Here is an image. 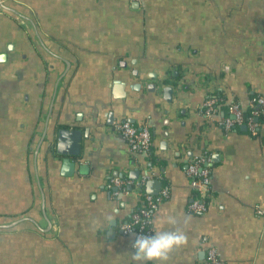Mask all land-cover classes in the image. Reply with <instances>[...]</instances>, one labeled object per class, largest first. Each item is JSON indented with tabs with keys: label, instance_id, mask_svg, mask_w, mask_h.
Wrapping results in <instances>:
<instances>
[{
	"label": "crops",
	"instance_id": "0c3cea01",
	"mask_svg": "<svg viewBox=\"0 0 264 264\" xmlns=\"http://www.w3.org/2000/svg\"><path fill=\"white\" fill-rule=\"evenodd\" d=\"M253 94L264 97V0H0V264H160L133 261L119 229L140 196L106 187L145 173L168 186L153 230L186 236L164 264H206L208 247L219 264H264V104L256 135L219 124ZM122 119L149 128V154L128 149ZM62 126L81 132L70 175ZM204 154L195 213L185 168Z\"/></svg>",
	"mask_w": 264,
	"mask_h": 264
},
{
	"label": "built area",
	"instance_id": "2783aa9c",
	"mask_svg": "<svg viewBox=\"0 0 264 264\" xmlns=\"http://www.w3.org/2000/svg\"><path fill=\"white\" fill-rule=\"evenodd\" d=\"M250 100V107L253 106V108L247 118L243 117V109L238 103H230L227 106V115L219 122L224 130H230L237 125L244 124L251 135L257 134L259 127V122L257 121V106L260 107L264 104V97L259 94H254ZM217 104L216 97L208 96L204 100L201 108L202 114L209 117L215 112ZM254 106H256V108H254ZM114 128L119 131L129 150L149 154L152 145V137L147 126L136 125L128 119H122L114 123ZM185 173L189 180L190 187L195 192V196L188 204V208L195 213L204 212L207 209L206 200L209 196L210 189L209 156L204 154L189 161L185 168ZM150 177V174L147 173L138 176L136 180L113 177L110 178L106 184L107 188H114L113 194H127L131 190L136 195H142L141 203L137 204L130 212L128 218L119 225V229L122 233L133 234V240L139 234H148L153 231L152 222L154 212L158 208L160 202L168 196L167 185H164L157 194H150L142 191L141 188ZM255 213L264 218L263 208L257 207ZM205 261L206 264H219L220 260L214 247H208L205 250Z\"/></svg>",
	"mask_w": 264,
	"mask_h": 264
},
{
	"label": "clouds",
	"instance_id": "9594fccd",
	"mask_svg": "<svg viewBox=\"0 0 264 264\" xmlns=\"http://www.w3.org/2000/svg\"><path fill=\"white\" fill-rule=\"evenodd\" d=\"M168 222H173L171 217L168 218ZM185 242V233L179 229L173 231L153 230L148 234L142 233L137 235L132 242L131 257L136 262L147 260L159 261L160 264H164L172 248L181 246Z\"/></svg>",
	"mask_w": 264,
	"mask_h": 264
},
{
	"label": "water",
	"instance_id": "95a60500",
	"mask_svg": "<svg viewBox=\"0 0 264 264\" xmlns=\"http://www.w3.org/2000/svg\"><path fill=\"white\" fill-rule=\"evenodd\" d=\"M167 90H169V88L166 89V91ZM240 126L246 128L244 124ZM55 134L56 152L61 155V173L70 175L74 170V161L70 160V156L79 155L81 132L79 129L62 126L56 130ZM130 176L136 178L138 173H134ZM144 186L147 193L155 194L161 187V181L159 179H148Z\"/></svg>",
	"mask_w": 264,
	"mask_h": 264
},
{
	"label": "trees",
	"instance_id": "16d2710c",
	"mask_svg": "<svg viewBox=\"0 0 264 264\" xmlns=\"http://www.w3.org/2000/svg\"><path fill=\"white\" fill-rule=\"evenodd\" d=\"M254 95V94H253ZM252 95V96H253ZM210 96H213V97H216L217 98V102L218 104H220L219 102H221L220 98V94L217 93V92H212ZM251 96V97H252ZM253 106L252 107H249L247 110H243V117L244 118H247L249 115H250V111L252 110ZM254 108H256V106H254ZM257 109H258V115H257V121L259 122V115H260V111H261V106H257ZM226 110H227V106H226ZM240 125H237L236 127L234 128H239ZM112 189V187H110ZM142 191L145 190V187L143 186L142 188ZM195 193V192H194ZM141 200H142V195H140V197L138 198V204L141 203Z\"/></svg>",
	"mask_w": 264,
	"mask_h": 264
}]
</instances>
